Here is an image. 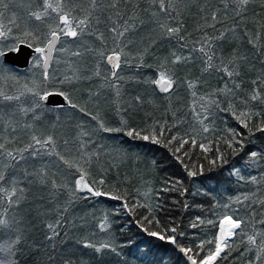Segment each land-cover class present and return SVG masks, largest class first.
Masks as SVG:
<instances>
[{"label":"snow or ice","instance_id":"obj_1","mask_svg":"<svg viewBox=\"0 0 264 264\" xmlns=\"http://www.w3.org/2000/svg\"><path fill=\"white\" fill-rule=\"evenodd\" d=\"M0 41V264L25 252L32 264H88L81 249L121 256L108 213L71 218L93 197L121 202L129 216L146 209L140 230L173 245L184 264H264V170L245 178L233 167L254 187L213 204L223 209L216 219L197 216L190 228L214 231L185 245L180 224L157 219L163 205L150 188L131 202L121 183H108L111 169L140 172V158L102 143L120 134L159 145L190 178L205 170L197 148L211 168L245 151L246 166L264 162L250 139L264 137V0H0ZM23 47L35 55L22 80L5 65ZM166 183L162 191L185 195L179 179Z\"/></svg>","mask_w":264,"mask_h":264},{"label":"trees","instance_id":"obj_2","mask_svg":"<svg viewBox=\"0 0 264 264\" xmlns=\"http://www.w3.org/2000/svg\"><path fill=\"white\" fill-rule=\"evenodd\" d=\"M194 20L195 9H193V14L186 18L189 31L194 25ZM2 43H7V41H0V44ZM5 67L11 70L12 75H17L22 80L30 78V65L23 69L9 65H5ZM135 71V69H125L122 74L130 76ZM193 71H196V69H193ZM137 90L139 89L130 87L129 94H135ZM185 103H187V98L181 91L176 100V106L181 107ZM162 113L163 108L157 113V116H161ZM50 115L54 117L56 114L52 113ZM66 118V115H61L62 120ZM226 119L229 126H235V122L230 117H226ZM217 123H220L221 127L224 126L219 121ZM180 130L183 131V128ZM108 135L101 134V136L105 137ZM250 139L253 150L260 149L264 151V137L257 133L256 136ZM102 143L109 145L108 150H111L112 147H119L127 151L130 156H138L140 158L137 165L140 172H136L131 163L120 168L119 176H117L116 169H111L105 173L108 183H121V186L130 193L131 202H135V199L143 202L145 200L143 193L148 192L150 188L151 202L163 205V208L156 212L157 219L165 226L180 224V230L187 233L185 237L180 238L185 245L198 242L197 239L193 238V234H196L198 238H204L214 231V229H210L207 226H202L199 229L190 228L189 224L197 216L205 219H216L214 213H222L223 209L213 208V204L223 205L229 203L231 197L248 192L254 187L231 175L233 167L240 168L241 175L245 178L249 175L259 176L261 170H264V162L256 167L246 166V151L237 156L229 154L226 157L227 164L221 162L218 163L216 168H211L207 161L197 157L196 153L199 152L197 148L193 149V159H196L198 163L204 164L205 170L202 175L190 178L167 149L159 145H153L145 141H131L120 134H111V138L102 141ZM209 155L212 156L214 153ZM125 176L129 178L128 182L122 183ZM177 179L182 182L183 188L187 189L184 196H180L176 191H162L163 188L170 187V184L166 183L167 181L174 182ZM261 191L264 192V187H262ZM120 203L107 197H93L79 201L73 209L71 218L86 216L90 223L93 222V214L99 218L108 213L111 225L110 231L115 237L116 244L119 245L118 250L121 251V256L119 257L114 254H105L102 260H99L93 258L89 250L81 249V252H88V255L84 257L88 264H184L183 257L173 245L157 238L149 237L140 230L136 221L141 213L147 214L146 209H138L137 215L129 216L120 207ZM185 204L188 205V208L184 207ZM240 214L243 215L244 213L241 212ZM34 235H39V232H34ZM69 243H71V240H69ZM19 264H32L26 252L19 257Z\"/></svg>","mask_w":264,"mask_h":264},{"label":"water","instance_id":"obj_3","mask_svg":"<svg viewBox=\"0 0 264 264\" xmlns=\"http://www.w3.org/2000/svg\"><path fill=\"white\" fill-rule=\"evenodd\" d=\"M33 55L34 52L32 50L28 49L27 47H23L21 52L15 56V58L12 60L11 63H9V65H13L18 68H24L29 64V60ZM54 99L58 100L59 98H54Z\"/></svg>","mask_w":264,"mask_h":264}]
</instances>
